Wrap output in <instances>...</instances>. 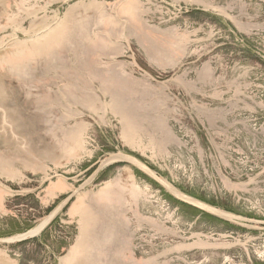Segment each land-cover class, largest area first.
<instances>
[{
	"label": "rangeland",
	"instance_id": "1",
	"mask_svg": "<svg viewBox=\"0 0 264 264\" xmlns=\"http://www.w3.org/2000/svg\"><path fill=\"white\" fill-rule=\"evenodd\" d=\"M0 239L32 264H264V0H0Z\"/></svg>",
	"mask_w": 264,
	"mask_h": 264
},
{
	"label": "crops",
	"instance_id": "2",
	"mask_svg": "<svg viewBox=\"0 0 264 264\" xmlns=\"http://www.w3.org/2000/svg\"><path fill=\"white\" fill-rule=\"evenodd\" d=\"M55 190V188L53 187ZM52 222H48L45 227L41 230V232L35 236V240L31 241L34 244L43 245L48 238V229H50V224ZM85 233L83 232L81 239L77 242L72 251V257L76 256L80 251L84 250L86 245ZM20 237V236H19ZM25 237V236H24ZM23 238V237H20ZM6 240V239H5ZM4 239H0V242L7 243L6 246L0 245V264H32L31 262H27L19 256V250L23 247V245L10 244L5 242ZM55 240V239H54ZM57 242V240H55ZM44 242V243H43Z\"/></svg>",
	"mask_w": 264,
	"mask_h": 264
},
{
	"label": "bare ground",
	"instance_id": "3",
	"mask_svg": "<svg viewBox=\"0 0 264 264\" xmlns=\"http://www.w3.org/2000/svg\"><path fill=\"white\" fill-rule=\"evenodd\" d=\"M114 158H117V157H114ZM138 162V161H137ZM141 166H143L144 168H146L143 164H141L140 162H138ZM146 170L148 172H150L151 174H154L152 171H150L149 169L146 168ZM165 185H167V187L171 190H173L176 195L180 198H183L185 200H188L190 203L194 204L195 206H198L200 208H203L204 210H207V211H210V212H214L216 214H219V215H222V216H228V217H231L233 218L230 214L226 213V212H223V211H220V210H217L215 208H212L206 204H203L199 201H196V200H193L185 195H183L181 192L177 191L174 187H172L169 183L165 182V181H162ZM47 223H43L41 224L38 228L28 232L27 234H24V235H20V237H23V238H20L19 236L16 237V238H13V239H9V240H17V239H25L29 236H34V235H37L41 232V230L45 227ZM25 236V237H24Z\"/></svg>",
	"mask_w": 264,
	"mask_h": 264
}]
</instances>
